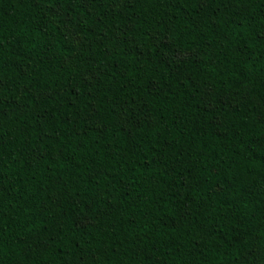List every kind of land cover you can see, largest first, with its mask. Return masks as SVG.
Masks as SVG:
<instances>
[{
	"label": "trees",
	"instance_id": "trees-1",
	"mask_svg": "<svg viewBox=\"0 0 264 264\" xmlns=\"http://www.w3.org/2000/svg\"><path fill=\"white\" fill-rule=\"evenodd\" d=\"M0 264H264V0H0Z\"/></svg>",
	"mask_w": 264,
	"mask_h": 264
}]
</instances>
